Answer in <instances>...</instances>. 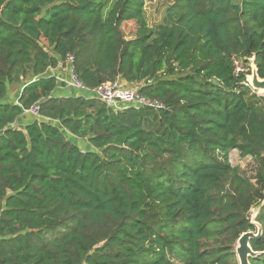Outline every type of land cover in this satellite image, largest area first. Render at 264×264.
<instances>
[{
    "label": "trees",
    "instance_id": "1",
    "mask_svg": "<svg viewBox=\"0 0 264 264\" xmlns=\"http://www.w3.org/2000/svg\"><path fill=\"white\" fill-rule=\"evenodd\" d=\"M143 3L0 0V264H238L256 234L264 96L233 59L264 79V0H174L152 28ZM67 54L88 89L141 84L163 108L53 95ZM35 104L40 120L15 126ZM255 222L249 264H264V206Z\"/></svg>",
    "mask_w": 264,
    "mask_h": 264
},
{
    "label": "built area",
    "instance_id": "2",
    "mask_svg": "<svg viewBox=\"0 0 264 264\" xmlns=\"http://www.w3.org/2000/svg\"><path fill=\"white\" fill-rule=\"evenodd\" d=\"M65 67L66 75L64 78H57L60 86L75 92L78 96L80 93H86L84 98H95L113 112L123 111L128 108L159 110L163 108V103L156 99H151L142 95L137 88L128 87L120 80L104 83L94 89H88L80 80L75 66V57L67 54L62 64ZM234 75L240 74L246 77L251 72L249 59L247 63L241 59H233ZM244 83L249 86L247 80ZM30 115L34 119L40 120L39 107L37 104L31 106L24 112V115ZM17 126V124H15Z\"/></svg>",
    "mask_w": 264,
    "mask_h": 264
},
{
    "label": "rangeland",
    "instance_id": "3",
    "mask_svg": "<svg viewBox=\"0 0 264 264\" xmlns=\"http://www.w3.org/2000/svg\"><path fill=\"white\" fill-rule=\"evenodd\" d=\"M173 2H174V0H144L143 12H144V16H145L147 25L152 28V27H155L156 25L160 24L164 18L165 11H166L167 7H169ZM121 29H122L125 37L129 39V38L134 37L135 31H136V26L133 22H126V23L122 24ZM61 69H65L64 65H61ZM248 85H250V84L248 83ZM128 87H132V86H128ZM132 88H135V87H132ZM56 89L53 91V94H55V95H56V93H55ZM65 89H67V88H65ZM67 93L69 94L70 91L67 90ZM73 94L76 95L75 93H73ZM80 94L82 96H86V93H80ZM258 95L264 96V93H261V94L258 93ZM78 144L82 150H85L86 148H88V145L85 142H83V143L79 142ZM228 161H229L231 166L238 167L239 174L241 177L246 179L252 185H255L258 166H257V164H255V162L251 158H249V157L241 158L238 155V152L233 150V151H230L228 154ZM262 206H264V203H262L258 207L255 206L254 208H252L250 211V214L254 215L255 213H257L262 208ZM236 247H237V243L235 244L234 249ZM237 262H238V259H237Z\"/></svg>",
    "mask_w": 264,
    "mask_h": 264
},
{
    "label": "water",
    "instance_id": "4",
    "mask_svg": "<svg viewBox=\"0 0 264 264\" xmlns=\"http://www.w3.org/2000/svg\"><path fill=\"white\" fill-rule=\"evenodd\" d=\"M7 4V3H6ZM5 4V5H6ZM249 62L251 65V72L250 74L246 77L247 83H249L251 88L259 94L264 93V79H260L257 75V69L254 63V57L249 58ZM249 77H252L251 83L249 81ZM257 93V94H258ZM264 203V202H263ZM259 212V211H258ZM257 212V213H258ZM255 213L254 215H251V223H253L256 228L257 232L256 234L253 232H246L243 233L237 240V247L235 248V254L238 259V264H249V258H255L257 257L260 253L254 252L251 247L249 241L251 239H258L261 236L262 229L261 226L255 222V217L257 215Z\"/></svg>",
    "mask_w": 264,
    "mask_h": 264
},
{
    "label": "crops",
    "instance_id": "5",
    "mask_svg": "<svg viewBox=\"0 0 264 264\" xmlns=\"http://www.w3.org/2000/svg\"><path fill=\"white\" fill-rule=\"evenodd\" d=\"M49 74L50 75H54L56 78H64L65 77V75H66V71H65V69H61V65L58 67V68H56V69H50L49 70ZM141 86V84L140 85H137V86H134L135 88H139ZM67 90H69V89H65L64 87H62V86H60L59 85V87L56 89V95L55 94H53V95H55V96H58V97H68V96H77V94L75 93V92H73V91H71V90H69L70 91V93L68 94L67 93ZM72 92V93H71ZM73 93H75L76 95H74ZM33 120H35L33 117H31L30 115H24L21 119H18L17 121H16V124L18 125V126H24L25 124H29L30 122H32Z\"/></svg>",
    "mask_w": 264,
    "mask_h": 264
},
{
    "label": "bare ground",
    "instance_id": "6",
    "mask_svg": "<svg viewBox=\"0 0 264 264\" xmlns=\"http://www.w3.org/2000/svg\"><path fill=\"white\" fill-rule=\"evenodd\" d=\"M251 80H252V77H249V81H250V83H251Z\"/></svg>",
    "mask_w": 264,
    "mask_h": 264
}]
</instances>
